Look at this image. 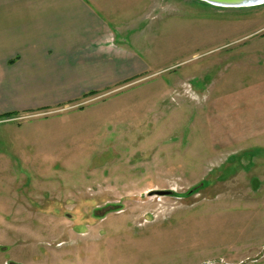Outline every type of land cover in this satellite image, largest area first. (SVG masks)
I'll return each instance as SVG.
<instances>
[{
    "label": "rangeland",
    "instance_id": "374dc122",
    "mask_svg": "<svg viewBox=\"0 0 264 264\" xmlns=\"http://www.w3.org/2000/svg\"><path fill=\"white\" fill-rule=\"evenodd\" d=\"M88 1L147 74L0 119V264H264V5Z\"/></svg>",
    "mask_w": 264,
    "mask_h": 264
},
{
    "label": "crops",
    "instance_id": "0c3cea01",
    "mask_svg": "<svg viewBox=\"0 0 264 264\" xmlns=\"http://www.w3.org/2000/svg\"><path fill=\"white\" fill-rule=\"evenodd\" d=\"M93 8L88 0H0V117L66 108L147 74L146 66L134 64L112 79L106 63L123 28L105 25ZM90 24L96 29L82 46L88 51L78 56L75 32ZM131 29L134 40L138 28ZM95 42L98 52L91 48ZM97 69L102 77L93 86L73 83L81 71L93 76Z\"/></svg>",
    "mask_w": 264,
    "mask_h": 264
},
{
    "label": "water",
    "instance_id": "95a60500",
    "mask_svg": "<svg viewBox=\"0 0 264 264\" xmlns=\"http://www.w3.org/2000/svg\"><path fill=\"white\" fill-rule=\"evenodd\" d=\"M200 2H204L211 6L220 7V8H251L257 7L260 5H264V0H197ZM157 192L159 196L161 195H168L170 192L164 191H153Z\"/></svg>",
    "mask_w": 264,
    "mask_h": 264
},
{
    "label": "trees",
    "instance_id": "16d2710c",
    "mask_svg": "<svg viewBox=\"0 0 264 264\" xmlns=\"http://www.w3.org/2000/svg\"><path fill=\"white\" fill-rule=\"evenodd\" d=\"M13 116H15V115H13V114H7L5 116H1L0 119H8V118H12Z\"/></svg>",
    "mask_w": 264,
    "mask_h": 264
},
{
    "label": "built area",
    "instance_id": "2783aa9c",
    "mask_svg": "<svg viewBox=\"0 0 264 264\" xmlns=\"http://www.w3.org/2000/svg\"><path fill=\"white\" fill-rule=\"evenodd\" d=\"M45 113H46V114H45ZM45 115H48L47 112H44V113H42V114L35 115V116H39V117H40V116H45ZM32 117H34V116H32Z\"/></svg>",
    "mask_w": 264,
    "mask_h": 264
}]
</instances>
